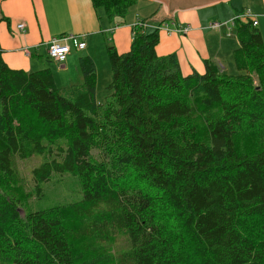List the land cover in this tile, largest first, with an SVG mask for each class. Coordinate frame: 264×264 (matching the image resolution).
Returning a JSON list of instances; mask_svg holds the SVG:
<instances>
[{
    "label": "trees",
    "instance_id": "16d2710c",
    "mask_svg": "<svg viewBox=\"0 0 264 264\" xmlns=\"http://www.w3.org/2000/svg\"><path fill=\"white\" fill-rule=\"evenodd\" d=\"M135 1L92 3L112 20ZM235 37L239 73L205 59L183 75L157 53L158 30L134 26L127 51L107 46L104 102L89 55L82 83L59 87L49 67L10 68L0 47V264H264V40L250 22ZM32 155L37 196L70 173L82 198L26 209L12 187Z\"/></svg>",
    "mask_w": 264,
    "mask_h": 264
},
{
    "label": "crops",
    "instance_id": "0c3cea01",
    "mask_svg": "<svg viewBox=\"0 0 264 264\" xmlns=\"http://www.w3.org/2000/svg\"><path fill=\"white\" fill-rule=\"evenodd\" d=\"M146 1L151 3L143 4L134 11L128 10L124 17L110 20L102 7H94L92 0H1L0 6L5 17L0 20L2 58L12 69L26 72L38 70L44 68L43 56L48 57L47 48L51 39L67 34H84L86 47L80 51L72 47L61 67L66 66L64 71H68L69 64L82 52L79 56L89 55L98 72L99 62L108 57L107 46L113 45L118 52H125L130 48L132 27L137 17H141L148 22L147 29L158 30L157 53L175 54L183 75L193 71L203 73L205 59L214 60L226 68L222 55L229 52V57H232V50L238 43L235 30L233 36H229L232 30L227 31L226 28L210 31L207 24L213 17L204 13L203 9L229 0L177 8L172 13L167 6L159 4L155 8L158 2ZM250 2L256 27L264 32V0ZM142 7L148 10L146 14L140 12ZM20 22L25 24L23 31L16 27ZM186 25L191 26L187 32L180 33L176 30ZM80 80L82 76H76L71 82L74 84Z\"/></svg>",
    "mask_w": 264,
    "mask_h": 264
},
{
    "label": "rangeland",
    "instance_id": "374dc122",
    "mask_svg": "<svg viewBox=\"0 0 264 264\" xmlns=\"http://www.w3.org/2000/svg\"><path fill=\"white\" fill-rule=\"evenodd\" d=\"M150 3L151 2H148L146 0H136L130 6L129 11H134L135 9H138L139 6H143V4L146 5ZM156 4L157 5L155 8H157L159 4L166 7L167 2L163 0L162 3H156ZM250 5H251L250 0H229L224 3H219L213 7L204 8L203 12L213 17L210 19L211 21H209L208 24L210 22H214L218 20L220 22L223 21L226 22L227 19H228L227 21H230L237 14H241L242 12L248 10L251 11ZM181 6H182L181 2L174 3V9L181 8ZM139 10L142 14H146V11H148L147 9H143V7L140 8ZM224 28L225 27H222L217 31L221 29L224 30ZM231 30L232 32L229 34V36L234 35L233 33L234 29ZM259 31L261 32L264 40V32L261 31V29H259ZM232 39L236 40L234 39V37H232ZM81 53L82 52H79V54L76 56V60H73V62L69 64L68 71H64L66 69L64 67L66 66L62 68L61 64H58L53 60L49 59L47 55L43 56L44 67L51 68L57 86L70 87L71 85L80 84L82 82V80H80V82H75L74 84H72L71 82V79H73L74 77L81 76L77 63V58L79 55H82ZM222 56L226 63V71L230 74L239 73L234 65L233 58L229 57L230 56L229 52H227V54H223ZM97 73L98 74L96 80L97 83L95 89V99L97 102H104L110 94L109 90L107 89V85L110 81V75H111L108 57L103 62H99ZM251 141L252 140H250V142ZM248 143H249L248 139L242 140V146H246ZM41 160L42 157L39 155H32L26 159L16 160L17 168L21 176L23 177V183L18 188L16 185L13 186L12 188L15 189L17 193L22 196L24 207L26 209L27 208L38 209V208L51 207L55 205H63L66 203L78 201L82 198V194L79 191L78 182L76 178L72 176L70 173H64L62 175L56 174L53 176L52 179L42 182L41 183L42 195L37 196L32 190L33 183L30 176V169L31 167L39 164ZM13 184L14 183L12 182L8 183V185H13ZM2 190L3 188L0 185V192ZM21 213L23 215L22 208H21ZM106 248L107 250L115 254L119 250L117 240L108 244Z\"/></svg>",
    "mask_w": 264,
    "mask_h": 264
},
{
    "label": "built area",
    "instance_id": "2783aa9c",
    "mask_svg": "<svg viewBox=\"0 0 264 264\" xmlns=\"http://www.w3.org/2000/svg\"><path fill=\"white\" fill-rule=\"evenodd\" d=\"M238 22H250L253 26L257 25L256 18L254 14L251 13L250 10L242 12L241 14H237L230 21L220 22L214 21L210 22L207 25V28L210 31H217L218 29L225 27L227 31L231 29L235 30V26ZM148 22L141 17H137V21L134 23V26L144 27L148 26ZM17 29L23 31L25 29V24L20 22L17 24ZM191 28L190 25H186L184 27H178L176 29L180 33H185ZM70 41V43H68ZM74 48L76 51H80L86 47V42L84 40V34H67L61 37L53 38L48 43V57L54 62L61 64L66 55L70 52L71 48Z\"/></svg>",
    "mask_w": 264,
    "mask_h": 264
},
{
    "label": "water",
    "instance_id": "95a60500",
    "mask_svg": "<svg viewBox=\"0 0 264 264\" xmlns=\"http://www.w3.org/2000/svg\"><path fill=\"white\" fill-rule=\"evenodd\" d=\"M151 1L162 3L163 0L162 1L161 0H151ZM164 1L167 2L166 6L168 8V11L172 13L173 9H174V3L181 2L182 3L181 8H191V7H196L198 5L215 4L221 0H164ZM0 2H1V0H0ZM2 18H5V17H4V14H3L1 6H0V20Z\"/></svg>",
    "mask_w": 264,
    "mask_h": 264
}]
</instances>
